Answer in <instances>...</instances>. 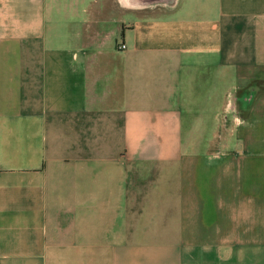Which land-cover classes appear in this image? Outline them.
I'll use <instances>...</instances> for the list:
<instances>
[{"label":"crops","instance_id":"1","mask_svg":"<svg viewBox=\"0 0 264 264\" xmlns=\"http://www.w3.org/2000/svg\"><path fill=\"white\" fill-rule=\"evenodd\" d=\"M0 264H264V0H0Z\"/></svg>","mask_w":264,"mask_h":264},{"label":"built area","instance_id":"2","mask_svg":"<svg viewBox=\"0 0 264 264\" xmlns=\"http://www.w3.org/2000/svg\"><path fill=\"white\" fill-rule=\"evenodd\" d=\"M119 47L120 48H124L125 46H124V44H120ZM230 108L231 107L228 104L225 106V109H224V112H223V118L225 117V115L227 113V109L229 110Z\"/></svg>","mask_w":264,"mask_h":264}]
</instances>
